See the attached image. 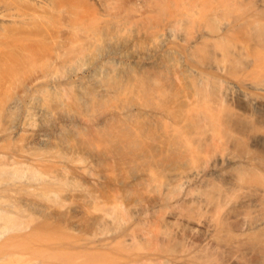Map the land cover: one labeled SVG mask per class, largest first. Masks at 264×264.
<instances>
[{"label": "rangeland", "instance_id": "1", "mask_svg": "<svg viewBox=\"0 0 264 264\" xmlns=\"http://www.w3.org/2000/svg\"><path fill=\"white\" fill-rule=\"evenodd\" d=\"M6 2L0 33L36 30L44 47L9 71L13 81L0 83L3 237L34 230L54 243L130 237L131 250L156 253L159 264H170L162 244L172 242L178 255L205 250L211 237L199 239L189 228L219 213L212 195L204 204L209 178L169 174L204 168L221 147L212 145L216 126L184 118L189 105L204 102V63L195 51L186 61L175 41L179 35L185 52L195 50L196 26L190 18L175 31L168 26L188 2L215 7L218 0H156L158 9L155 0ZM133 48L151 49L150 56L133 57ZM197 127L209 140L189 147L185 132Z\"/></svg>", "mask_w": 264, "mask_h": 264}, {"label": "bare ground", "instance_id": "2", "mask_svg": "<svg viewBox=\"0 0 264 264\" xmlns=\"http://www.w3.org/2000/svg\"><path fill=\"white\" fill-rule=\"evenodd\" d=\"M216 3L215 7L189 2L183 8L179 6L170 16L168 27L175 31L179 21L186 23L189 18L196 26L195 37L191 38L197 40L192 45L195 50L185 52L180 45L184 38L179 35L175 41V48H180L186 61L195 51L197 60L204 63L205 78L200 82V97L204 102L194 101L186 108L184 118L196 126L202 123L216 126L212 145L221 148L204 168L188 174L172 172L169 180L207 176L204 204L209 202L208 194L212 195L214 203L211 204L219 213L194 221V227L188 225L192 236L211 237L201 253L192 255L188 251L178 255L169 248L172 242L163 245L159 240L160 253H164L161 256L170 264H264V0H218ZM153 4L156 8L160 6L157 2ZM34 31L23 28L0 33V83L13 81L9 71L23 68L31 58L43 55V41L39 39V31ZM150 53L151 49L142 53L132 50L133 57L146 58ZM219 105L225 108L219 110L216 108ZM44 111L40 107L36 114L42 115ZM182 119L178 124H182ZM185 134L189 147L198 138L209 140L203 127L189 129ZM2 229L0 236L4 241L0 242V248L7 250L0 255V264H159L156 253L131 250L129 244L133 239L130 237L54 243L38 238L36 230L9 232L11 235L4 238L6 232Z\"/></svg>", "mask_w": 264, "mask_h": 264}]
</instances>
